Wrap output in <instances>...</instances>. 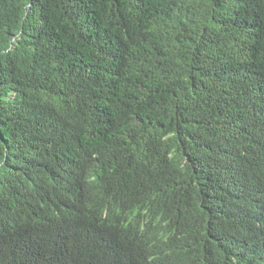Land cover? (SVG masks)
<instances>
[{
  "label": "trees",
  "instance_id": "obj_1",
  "mask_svg": "<svg viewBox=\"0 0 264 264\" xmlns=\"http://www.w3.org/2000/svg\"><path fill=\"white\" fill-rule=\"evenodd\" d=\"M0 264H264V0H0Z\"/></svg>",
  "mask_w": 264,
  "mask_h": 264
}]
</instances>
